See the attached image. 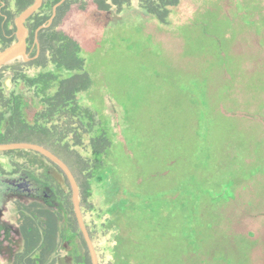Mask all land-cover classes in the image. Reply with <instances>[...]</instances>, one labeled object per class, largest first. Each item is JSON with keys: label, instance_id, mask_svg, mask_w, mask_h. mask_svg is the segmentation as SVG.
Segmentation results:
<instances>
[{"label": "rangeland", "instance_id": "374dc122", "mask_svg": "<svg viewBox=\"0 0 264 264\" xmlns=\"http://www.w3.org/2000/svg\"><path fill=\"white\" fill-rule=\"evenodd\" d=\"M131 1L64 26L93 78L78 102L98 109L111 133V181L141 198L119 219L126 264H264V0H180L168 24ZM26 90L33 122L40 107ZM78 149L91 157L88 141ZM1 170L0 264L22 249L20 201L60 216L56 264H78L82 241L68 232L56 163L0 151ZM91 186L84 219L100 264H113L120 227L103 184Z\"/></svg>", "mask_w": 264, "mask_h": 264}, {"label": "trees", "instance_id": "16d2710c", "mask_svg": "<svg viewBox=\"0 0 264 264\" xmlns=\"http://www.w3.org/2000/svg\"><path fill=\"white\" fill-rule=\"evenodd\" d=\"M34 1L0 0V50L16 41L15 19ZM60 1L44 0L43 6L26 23L30 32L28 51L32 59L16 60L0 69V144L32 142L60 156L73 170L83 191L82 208L92 196L91 182L97 178L105 188L111 220L119 228V219L126 216L129 209H141V198L130 194L121 180L111 181L112 170L108 161L113 144L111 133L98 109L78 102L79 94L92 87L93 78L88 71L87 59L82 55L80 41L64 26L76 13L87 14L92 9L108 12L113 8L121 13L132 1L65 0L57 8L53 22L37 34L38 28L49 24L54 8ZM139 4L160 23L168 24L180 0H139ZM29 68L39 69V72L30 75L27 72ZM7 75L11 76L14 84L10 93L6 92L5 87ZM23 88L34 93L40 107L33 122L27 119ZM86 141L91 157L82 155L78 149L83 148ZM15 152L5 151L8 155ZM18 152L22 153V150ZM58 169L66 180L65 186L59 185L56 191L69 214L68 232L79 233L82 241L77 263L92 264L74 211L72 189L69 190L71 185L59 166ZM0 174H6L5 170H1ZM17 208L23 245L11 264H56L55 254L60 247L61 237L60 216L38 201L29 204L20 201ZM123 231L124 228L120 227L113 264H126L127 256L122 251Z\"/></svg>", "mask_w": 264, "mask_h": 264}, {"label": "water", "instance_id": "95a60500", "mask_svg": "<svg viewBox=\"0 0 264 264\" xmlns=\"http://www.w3.org/2000/svg\"><path fill=\"white\" fill-rule=\"evenodd\" d=\"M64 1L65 0H61L55 6L54 13L49 20V24L43 25L40 28H38L37 34L43 27H47L53 22V19L57 13V8ZM43 4H44V0H35L32 5L27 7L16 17L15 19L16 41L7 48L0 50V69L7 63L12 62L16 59L23 58L24 61H29L32 59L28 51V37L30 32L26 23L43 6ZM22 149L33 150L41 153L49 160L56 163L65 173L71 185L74 211L80 226V230L84 236V239L90 251L92 264H100L97 249L95 247L93 238L90 234V231L84 219L80 185L73 170L60 156H58L52 150L41 144L32 143V142H10V143L0 144V151H11V150H22ZM57 264H70V263L66 260L64 256H62L59 258Z\"/></svg>", "mask_w": 264, "mask_h": 264}, {"label": "flooded vegetation", "instance_id": "af4514ba", "mask_svg": "<svg viewBox=\"0 0 264 264\" xmlns=\"http://www.w3.org/2000/svg\"><path fill=\"white\" fill-rule=\"evenodd\" d=\"M5 87H6V92H8V93H10V91H12V89L14 88V84L12 83V78H11L10 75L9 76L7 75V78H6V81H5ZM27 204H29V203H27Z\"/></svg>", "mask_w": 264, "mask_h": 264}]
</instances>
